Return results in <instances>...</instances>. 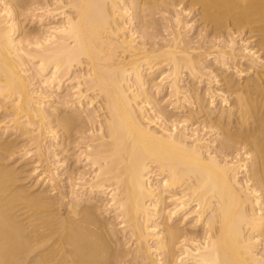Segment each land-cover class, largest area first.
Wrapping results in <instances>:
<instances>
[{"label":"bare ground","instance_id":"bare-ground-1","mask_svg":"<svg viewBox=\"0 0 264 264\" xmlns=\"http://www.w3.org/2000/svg\"><path fill=\"white\" fill-rule=\"evenodd\" d=\"M0 264H264V0H0Z\"/></svg>","mask_w":264,"mask_h":264},{"label":"rangeland","instance_id":"rangeland-1","mask_svg":"<svg viewBox=\"0 0 264 264\" xmlns=\"http://www.w3.org/2000/svg\"><path fill=\"white\" fill-rule=\"evenodd\" d=\"M26 166H27V167H26V171H27L28 169H30L31 166H29V165H26ZM26 174H27V173H26ZM26 176H27V175H26ZM26 179H27V180H26V184L28 183V185H30L31 181H32V183H33V181H34L35 178H34V177H32V178L29 177V178H26ZM37 186H38V185H37ZM37 186H36V187H37ZM36 187H35V188H36Z\"/></svg>","mask_w":264,"mask_h":264}]
</instances>
